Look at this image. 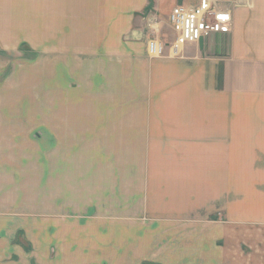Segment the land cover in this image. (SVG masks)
<instances>
[{"label":"crops","instance_id":"1","mask_svg":"<svg viewBox=\"0 0 264 264\" xmlns=\"http://www.w3.org/2000/svg\"><path fill=\"white\" fill-rule=\"evenodd\" d=\"M218 1L231 11L229 33L152 59L147 41L169 47L170 13L199 0H0V48L38 47L41 90L56 96V136L74 126L64 117L73 119L75 95H119L120 126L150 143L144 156L173 160L177 178L166 182L190 193L187 213L167 219L188 224L182 236L168 224L177 242L170 264H225L216 241L231 230L204 219L208 207L231 217V205L234 238L263 244L234 248V264L264 260V0ZM242 223L263 226L246 231Z\"/></svg>","mask_w":264,"mask_h":264},{"label":"rangeland","instance_id":"2","mask_svg":"<svg viewBox=\"0 0 264 264\" xmlns=\"http://www.w3.org/2000/svg\"><path fill=\"white\" fill-rule=\"evenodd\" d=\"M0 49V264H170L177 242L168 224L180 236L188 224L167 219L187 213L190 193L166 182L177 178L173 160L144 156L150 143L120 126L119 95H75L73 119L64 117L74 126L56 136V96L41 90L38 47ZM208 208L206 222L231 230L216 241L225 264L234 248L263 245L234 238V205L231 217Z\"/></svg>","mask_w":264,"mask_h":264},{"label":"built area","instance_id":"3","mask_svg":"<svg viewBox=\"0 0 264 264\" xmlns=\"http://www.w3.org/2000/svg\"><path fill=\"white\" fill-rule=\"evenodd\" d=\"M168 20L175 39L169 47L162 40L149 39L147 51L152 59L164 58L167 53L174 58L180 57L187 45L229 33L232 26L230 9L218 0H199L197 5L192 6L178 5Z\"/></svg>","mask_w":264,"mask_h":264}]
</instances>
